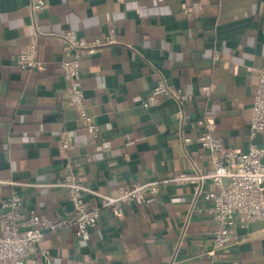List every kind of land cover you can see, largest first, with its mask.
Here are the masks:
<instances>
[{"label": "crops", "instance_id": "crops-1", "mask_svg": "<svg viewBox=\"0 0 264 264\" xmlns=\"http://www.w3.org/2000/svg\"><path fill=\"white\" fill-rule=\"evenodd\" d=\"M46 1L33 13L31 0H0V199L16 194L24 214L70 218L74 207L60 185L68 162L102 194L210 168L196 142L199 118L227 146L247 149L257 70L264 69V0ZM111 30L115 42L81 61L87 112L101 129L93 140L66 92L62 37L73 31L105 40ZM30 44L38 65L22 70L17 55ZM161 78L180 98L163 95L146 107ZM63 135L75 145L67 156L59 150ZM256 142L264 144V134ZM203 189L220 188L208 182ZM84 198L101 203L95 193ZM210 204L194 186L168 185L143 204L103 209L86 237L67 227L41 246L52 264H264V221L237 228L236 242L215 258L211 235L219 225ZM236 221L244 223L243 215Z\"/></svg>", "mask_w": 264, "mask_h": 264}, {"label": "built area", "instance_id": "built-area-1", "mask_svg": "<svg viewBox=\"0 0 264 264\" xmlns=\"http://www.w3.org/2000/svg\"><path fill=\"white\" fill-rule=\"evenodd\" d=\"M31 10L39 13L47 7L46 0H31ZM193 9H200L195 4ZM65 43L66 57L60 62L61 74L66 83L72 108L78 111L81 123L89 136L95 140L100 135V126L87 112L85 93L80 85L81 61L91 54L98 53L106 45L115 42L114 31L99 38L77 37L68 31L62 37ZM17 64L22 70H31L38 65L35 46L30 44L20 49ZM258 84L252 104V119L246 150L229 147L225 141L213 133V124L206 118L196 121L200 132L196 138L201 147L209 153L213 166L195 167L189 174H172L169 177L136 182L129 188H120L113 193H96L90 189L76 173L75 164L68 162L63 181L67 189V199L74 207L70 218L52 219L44 214L21 211L22 198L13 195L9 199H0V264H24L29 258L38 264H52L50 250L41 246L49 234L74 227L77 236L86 237L97 226L103 209L116 210L120 204H143L148 197H155L164 186L191 185L197 195L210 202L209 212L218 221V229L211 235V244L215 258L229 251L234 244L237 228L246 224L264 221V144L256 139L264 134V69L257 70ZM170 94L180 98L181 92L171 88L164 79H159L144 105L150 107L159 103L160 97ZM188 115L183 113V119ZM191 138H183L188 144ZM75 148L72 140L63 135L59 150L67 156ZM212 182L220 189L217 192H204L203 186ZM86 193L98 194L100 205H90L85 200ZM243 215L244 223H238L236 217ZM171 264H174L173 262Z\"/></svg>", "mask_w": 264, "mask_h": 264}]
</instances>
